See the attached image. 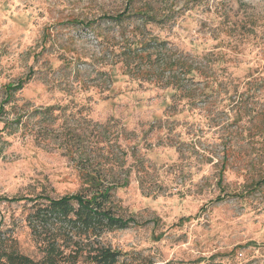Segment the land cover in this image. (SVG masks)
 Segmentation results:
<instances>
[{
	"label": "rangeland",
	"instance_id": "1",
	"mask_svg": "<svg viewBox=\"0 0 264 264\" xmlns=\"http://www.w3.org/2000/svg\"><path fill=\"white\" fill-rule=\"evenodd\" d=\"M82 163L134 222L43 216L45 197L84 195ZM51 228L65 255L116 264H264V0H0L1 245L40 262Z\"/></svg>",
	"mask_w": 264,
	"mask_h": 264
},
{
	"label": "trees",
	"instance_id": "2",
	"mask_svg": "<svg viewBox=\"0 0 264 264\" xmlns=\"http://www.w3.org/2000/svg\"><path fill=\"white\" fill-rule=\"evenodd\" d=\"M139 14L143 17L144 23H148L150 20L155 19L156 14L151 9H148L147 3L144 1L143 7L139 9ZM124 12L117 15V19L122 18L124 15H122ZM165 42L164 40L160 41L159 43ZM136 44V41L134 42ZM134 43L130 45L131 47L129 50V57H131V51H134V53L138 49H141V53H135L137 57L140 60L143 61H149L150 53H144L142 51H146L147 49H144L145 45L135 46ZM141 43V42H140ZM142 44V43H141ZM133 46V47H132ZM222 57V61L224 60V56L226 54L220 53ZM150 62V61H149ZM172 66L179 65V67H183L181 69L183 72H185L186 79H198L199 74L202 75L199 71V67L193 66L191 63L188 62V58L177 59L173 63H171ZM197 69V70H195ZM183 81H173L174 85H170V88L172 89L173 93H176L177 91L183 89L185 92L180 93L182 96L188 95V90L183 86ZM20 86L22 83H19ZM18 83L16 85L13 84H7V95H11V91L18 89ZM110 155H107L106 159ZM86 162V161H83ZM122 164L120 162L119 166ZM91 164H84L82 163V169H81V176L82 180L84 182V190L86 191L83 194L75 193L73 195H64L57 199H52L49 197H45L47 200V206L40 210L43 212V216H52L51 218H55V221H61L62 225L66 228H72L73 225H79L83 226L86 230L89 228L94 231L97 228L104 227L112 229H118V228H126L129 224V222H134L133 220H123L119 217H115V215L106 208L107 201L109 200V191L112 190L113 187L112 184H118V183H112V181H108L107 177L105 175V172H102L101 168H97L96 170L93 169L90 170L88 167H90ZM111 170V167L109 168ZM107 174V173H106ZM110 186V187H109ZM117 186V185H115ZM89 195L90 197L85 199V196ZM76 201L78 204V208L74 209L71 202ZM98 208H101L102 210H97ZM74 213L75 217H68L70 213ZM57 219V220H56ZM50 226V225H48ZM52 228L49 229V232H47L44 236L46 239V246H45V258L40 261H34L33 259L27 257L26 255H23L21 253H18L14 250H8L4 246L1 245V238H0V264H77V261L79 257H82L86 264H116L118 261L119 252L110 248H97L93 250L92 252L88 251L85 252L81 248L74 247L73 252H68L67 255H65V252L59 251L58 247L54 245L56 243V237L55 233H52ZM59 232H61V229H59ZM66 235L69 236L68 240L71 242H74L76 244L77 241L73 240L72 237V231L69 229H66L64 231ZM55 237V238H54ZM52 238V239H50ZM54 238V239H53ZM50 239V240H49ZM54 241V242H51ZM48 243H52L51 246L48 245ZM69 258H71L69 260ZM68 259V260H66Z\"/></svg>",
	"mask_w": 264,
	"mask_h": 264
}]
</instances>
